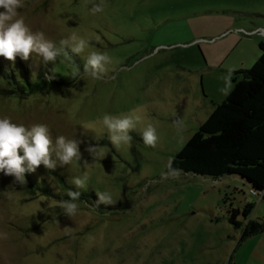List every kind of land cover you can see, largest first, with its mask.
<instances>
[{
  "label": "rangeland",
  "instance_id": "374dc122",
  "mask_svg": "<svg viewBox=\"0 0 264 264\" xmlns=\"http://www.w3.org/2000/svg\"><path fill=\"white\" fill-rule=\"evenodd\" d=\"M100 2L24 0L18 10L57 46L74 32L85 38L88 46L71 63L0 57L19 80L23 71L33 81L42 72L54 80L41 92L0 97V117L45 124L53 141L61 135L81 141L82 153L70 165L57 161L55 170L41 165L29 172L32 191L12 189L13 178L0 174V264H264L262 193L251 194L236 176H165L226 98L220 90L228 72L230 92L232 74L258 62L264 0H104V10L92 14ZM91 51L112 60L100 79L83 72ZM136 108L142 119L132 141L114 147L98 121ZM181 119L182 141L174 124ZM148 124L156 129L155 148L141 137ZM89 145L101 154L93 158ZM85 172V187L76 188L71 179ZM69 190L81 193L72 217L60 206ZM97 192L110 193L112 203L97 204ZM237 210L235 226L229 218ZM249 221L262 230L241 239Z\"/></svg>",
  "mask_w": 264,
  "mask_h": 264
},
{
  "label": "clouds",
  "instance_id": "9594fccd",
  "mask_svg": "<svg viewBox=\"0 0 264 264\" xmlns=\"http://www.w3.org/2000/svg\"><path fill=\"white\" fill-rule=\"evenodd\" d=\"M104 0L99 4H94L90 9L92 14L104 10ZM24 7V0H0V57L14 62L17 57L28 61L31 54L42 58L43 63H55L58 57H62L61 63L73 61V55L84 52L88 46V41L80 37L75 32L68 39L61 40L59 46L47 39L40 31L33 32L25 23L23 15L18 11ZM111 57L106 52L91 51L88 53L84 63L83 72L91 75L94 79H100L106 71V65L111 64ZM77 67L73 75H77ZM35 76V74H34ZM231 72L224 79L227 87L221 89L223 95H228L231 87ZM142 109L136 108L129 114L122 116H112L105 114L98 123L107 130L110 143L119 148L122 144H129L133 137L131 131L141 121ZM177 128V135L183 140L185 126L182 119L174 122ZM141 137L145 145L155 148L157 142L156 129L148 124L141 132ZM80 143L76 139H67L65 136H56L53 141L50 130L45 124H24L13 123L8 117H0V173L4 176L12 177L13 184L23 185L26 183L25 173H35L43 165L45 169L55 170L57 161L61 166L70 165L73 160L81 161L82 153ZM93 158L101 154V147L89 145L85 148ZM22 152L23 155L19 153ZM55 157L53 159L52 157ZM84 166L88 165L84 161ZM181 170L172 167L169 163L166 177L176 178ZM88 180L87 172L83 176H74L71 179L76 188L85 187ZM11 198L10 194H7ZM69 200L61 201L60 206L64 209L68 217L76 215L78 205L74 202L79 199V191L69 190L67 193ZM97 204H111L112 197L108 192H97ZM70 232L69 228H65ZM6 237V234H5Z\"/></svg>",
  "mask_w": 264,
  "mask_h": 264
},
{
  "label": "trees",
  "instance_id": "16d2710c",
  "mask_svg": "<svg viewBox=\"0 0 264 264\" xmlns=\"http://www.w3.org/2000/svg\"><path fill=\"white\" fill-rule=\"evenodd\" d=\"M259 50L264 55V42L259 44ZM232 75L233 85L229 94L199 125L171 164L182 173L202 177H239L250 187L251 194L257 196L262 193L264 201V76L254 70L238 71ZM53 83L54 80L45 72L33 81L23 71L19 80L13 71L0 65V97L41 92ZM25 180V184H14L11 188L32 191L35 185L29 172L25 173ZM252 208H245L243 216L247 217ZM238 213V210L231 211L229 218L235 226L239 225L234 222ZM261 230L258 222L249 221L244 226L241 239Z\"/></svg>",
  "mask_w": 264,
  "mask_h": 264
},
{
  "label": "crops",
  "instance_id": "0c3cea01",
  "mask_svg": "<svg viewBox=\"0 0 264 264\" xmlns=\"http://www.w3.org/2000/svg\"><path fill=\"white\" fill-rule=\"evenodd\" d=\"M262 41L264 42V39ZM248 70H254L264 76V55L260 54L258 62H256L253 68H249Z\"/></svg>",
  "mask_w": 264,
  "mask_h": 264
},
{
  "label": "built area",
  "instance_id": "2783aa9c",
  "mask_svg": "<svg viewBox=\"0 0 264 264\" xmlns=\"http://www.w3.org/2000/svg\"><path fill=\"white\" fill-rule=\"evenodd\" d=\"M251 193H253V192H251Z\"/></svg>",
  "mask_w": 264,
  "mask_h": 264
}]
</instances>
